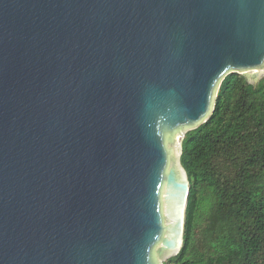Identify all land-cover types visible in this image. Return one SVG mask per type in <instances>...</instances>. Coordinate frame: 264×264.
<instances>
[{"label":"water","instance_id":"95a60500","mask_svg":"<svg viewBox=\"0 0 264 264\" xmlns=\"http://www.w3.org/2000/svg\"><path fill=\"white\" fill-rule=\"evenodd\" d=\"M231 72L264 73V0H0V264L176 254Z\"/></svg>","mask_w":264,"mask_h":264},{"label":"trees","instance_id":"16d2710c","mask_svg":"<svg viewBox=\"0 0 264 264\" xmlns=\"http://www.w3.org/2000/svg\"><path fill=\"white\" fill-rule=\"evenodd\" d=\"M183 242L163 264H264V76L221 81L206 121L185 132Z\"/></svg>","mask_w":264,"mask_h":264},{"label":"rangeland","instance_id":"374dc122","mask_svg":"<svg viewBox=\"0 0 264 264\" xmlns=\"http://www.w3.org/2000/svg\"><path fill=\"white\" fill-rule=\"evenodd\" d=\"M263 76H264V73H263V75H262L258 80H260ZM258 80H257V81H258ZM257 81H256V82H257ZM256 82H255V83H256ZM188 130H189V129H188ZM188 130H186V131H188ZM186 131H185V132H186ZM185 132H184V134H185ZM184 134H183V136H184ZM183 136H182V137H183ZM181 139H182V138H181ZM180 142H181V140H180ZM180 142H179V145H180V151H181V143H180ZM179 154H180V153H179ZM172 255H174V254H172ZM172 255H171V256H172ZM169 257H170V256H169ZM167 258H168V257H167ZM167 258H164V259L161 261V264H163V262H164Z\"/></svg>","mask_w":264,"mask_h":264}]
</instances>
